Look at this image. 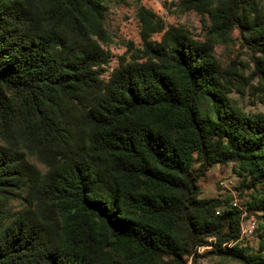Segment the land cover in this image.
Instances as JSON below:
<instances>
[{"label":"trees","instance_id":"trees-1","mask_svg":"<svg viewBox=\"0 0 264 264\" xmlns=\"http://www.w3.org/2000/svg\"><path fill=\"white\" fill-rule=\"evenodd\" d=\"M135 1L141 48L104 78L103 0H0V264H187L207 238L238 239V211L198 197L205 169L227 162L257 190L264 234V113L231 104L236 74L212 42L246 36L264 103L259 0H179L207 17L203 41Z\"/></svg>","mask_w":264,"mask_h":264},{"label":"rangeland","instance_id":"rangeland-1","mask_svg":"<svg viewBox=\"0 0 264 264\" xmlns=\"http://www.w3.org/2000/svg\"><path fill=\"white\" fill-rule=\"evenodd\" d=\"M140 4L153 11L168 26H183L197 40H207V17L202 18L193 11L181 12L177 8L179 0H139ZM104 26L109 35V42L103 45L109 53V63L103 77L107 78L111 69L117 65L121 56L129 57L132 49L141 48L139 38V21L136 17L137 3L135 0H103ZM258 6L264 14V0L258 1ZM238 29H233L224 42L212 40L215 56L222 67L232 71L235 76L231 80V92L228 97L231 104L244 113H264L263 93L258 90L259 78L255 70L261 68L256 65L259 57L253 51L248 41ZM154 39H159L155 34ZM26 159L42 172L45 168L33 156ZM198 163L194 164V168ZM235 162L219 163L207 167L197 184L200 187L199 198H218L222 201L223 210L236 209L239 213V236L234 242L217 245L214 237L207 238L206 246L194 247L185 256L187 264H245L227 256L228 250L234 247L244 249L248 255L262 254L264 234L262 231V213L258 210L256 198L257 190L245 188L241 185L242 178L237 174ZM257 189L260 186H256ZM24 192H22V195ZM23 202L12 199L8 202L11 212L21 209ZM253 221L254 230L248 235L249 224Z\"/></svg>","mask_w":264,"mask_h":264},{"label":"built area","instance_id":"built-area-1","mask_svg":"<svg viewBox=\"0 0 264 264\" xmlns=\"http://www.w3.org/2000/svg\"><path fill=\"white\" fill-rule=\"evenodd\" d=\"M254 222L253 221H251V223L249 224V229H248V235L249 234H251L252 232H253V230H254Z\"/></svg>","mask_w":264,"mask_h":264}]
</instances>
